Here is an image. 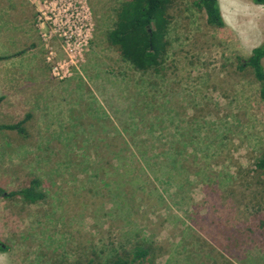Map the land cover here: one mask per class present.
Instances as JSON below:
<instances>
[{"label":"rangeland","instance_id":"374dc122","mask_svg":"<svg viewBox=\"0 0 264 264\" xmlns=\"http://www.w3.org/2000/svg\"><path fill=\"white\" fill-rule=\"evenodd\" d=\"M126 0H0V264H264V6L169 0L161 72L108 43ZM264 65V60H263ZM31 189L30 194L22 193Z\"/></svg>","mask_w":264,"mask_h":264},{"label":"trees","instance_id":"16d2710c","mask_svg":"<svg viewBox=\"0 0 264 264\" xmlns=\"http://www.w3.org/2000/svg\"><path fill=\"white\" fill-rule=\"evenodd\" d=\"M255 5L264 6V0H250ZM169 0H126L117 12L114 28L108 34V43L116 48L122 59L136 71L148 74L161 72L165 60L168 19L166 17ZM205 11L207 22L215 27L225 26L219 0H198L196 4ZM5 58H0V62ZM264 43L253 49L247 59H239L240 69H251L260 85V96L264 100ZM16 130L15 126L0 129ZM256 172L264 182V154L257 160ZM32 193L31 189L22 194ZM2 190L0 188V196ZM262 224L261 226H263ZM264 228V227H263ZM0 241V250H2ZM149 255L148 250L136 248L132 253L119 256L110 264H141ZM89 264H95L90 262Z\"/></svg>","mask_w":264,"mask_h":264}]
</instances>
